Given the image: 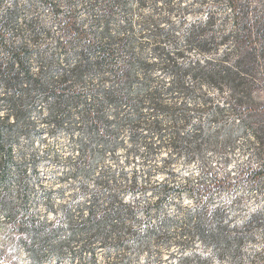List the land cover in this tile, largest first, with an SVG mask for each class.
Masks as SVG:
<instances>
[{
	"label": "trees",
	"instance_id": "trees-1",
	"mask_svg": "<svg viewBox=\"0 0 264 264\" xmlns=\"http://www.w3.org/2000/svg\"><path fill=\"white\" fill-rule=\"evenodd\" d=\"M21 1L0 0V264H264V0Z\"/></svg>",
	"mask_w": 264,
	"mask_h": 264
},
{
	"label": "rangeland",
	"instance_id": "rangeland-1",
	"mask_svg": "<svg viewBox=\"0 0 264 264\" xmlns=\"http://www.w3.org/2000/svg\"><path fill=\"white\" fill-rule=\"evenodd\" d=\"M7 2H9V0H7ZM22 3H24L23 0L21 1V4ZM44 15H46V13H44ZM30 16H32V12H27V17H30ZM45 18H47V17H45ZM180 29H183V28H180ZM258 99H259V101H261L264 104V93L260 94ZM65 145H67V140L65 138H62L60 140V146L63 147ZM20 146L23 147L24 149L28 150V151L31 150L30 143L23 142V143H21ZM34 147L38 148L36 144H34ZM37 150H40V148H38ZM163 155H165V153H163ZM236 156H237L236 157L237 159L233 160L232 164L230 165L231 168L234 167L233 166L234 163H243V164L247 163V160H246L245 156H242L241 154H236ZM178 168H180V166ZM51 169H52V167L50 165H46V164H43L41 166V168H40L41 174H42V178H43V182L45 184H47V185L51 183V180H50ZM232 171H233V174H234L235 173V169H232ZM194 176H195L194 177V182H196V180L198 181L197 174H195ZM11 187L13 188V186H11ZM239 192H243V191L233 190V191H230V193L223 194L221 196V198H222V200L229 201L230 198L233 197V195H235L236 193H239ZM253 197H256V195L254 193L251 196L252 200L254 199ZM249 200H250V198L249 199L247 198L246 203H247V205H248V207L250 209H255L257 206H259V203L255 204V203L249 202ZM39 206H40V204H39ZM5 239H6L5 227L0 222V248H4V249L9 248L8 245H7L8 243H6ZM197 250L200 251L201 250L200 247H198ZM162 257H163L162 259L164 261L163 264H171V261L167 260V258H168V254L167 253L164 252L162 254ZM12 259H13V263L14 264H30L28 257L25 255V253H22V252H17L16 255H14ZM102 259H104L103 255L101 256V260ZM47 264H54V263L50 261ZM60 264H77V262L71 261L69 258H66Z\"/></svg>",
	"mask_w": 264,
	"mask_h": 264
}]
</instances>
